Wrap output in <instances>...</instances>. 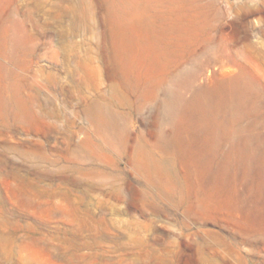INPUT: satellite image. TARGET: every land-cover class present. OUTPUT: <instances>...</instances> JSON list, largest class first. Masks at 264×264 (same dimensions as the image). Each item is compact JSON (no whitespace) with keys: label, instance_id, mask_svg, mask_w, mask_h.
I'll return each instance as SVG.
<instances>
[{"label":"rangeland","instance_id":"obj_1","mask_svg":"<svg viewBox=\"0 0 264 264\" xmlns=\"http://www.w3.org/2000/svg\"><path fill=\"white\" fill-rule=\"evenodd\" d=\"M0 264H264V0H0Z\"/></svg>","mask_w":264,"mask_h":264},{"label":"bare ground","instance_id":"obj_2","mask_svg":"<svg viewBox=\"0 0 264 264\" xmlns=\"http://www.w3.org/2000/svg\"><path fill=\"white\" fill-rule=\"evenodd\" d=\"M148 2V1H147ZM126 51H127V48H126ZM133 58V56H131ZM171 110H173V107L171 108Z\"/></svg>","mask_w":264,"mask_h":264}]
</instances>
